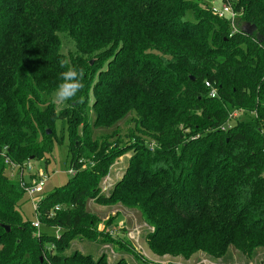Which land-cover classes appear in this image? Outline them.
<instances>
[{
    "label": "trees",
    "instance_id": "16d2710c",
    "mask_svg": "<svg viewBox=\"0 0 264 264\" xmlns=\"http://www.w3.org/2000/svg\"><path fill=\"white\" fill-rule=\"evenodd\" d=\"M234 9L232 34L227 19L193 0H0V264H110L105 253L78 250L58 259L70 237L95 241L101 233L86 210L91 199L138 207L155 228L146 242L158 257L188 261L202 252L225 260L234 249L252 260L264 249V0H234ZM189 10L194 22L185 18ZM60 34L75 54L62 53ZM80 69L83 87L57 109L61 74ZM131 88L137 97L124 100ZM136 101L142 121L133 136L96 134L124 122ZM57 121L67 127L76 173L41 196L35 214L40 226L60 227L58 237L37 234L24 219L25 192L2 157L15 165L53 157ZM131 152L122 180L103 195L112 166ZM109 242L139 257L120 239Z\"/></svg>",
    "mask_w": 264,
    "mask_h": 264
},
{
    "label": "rangeland",
    "instance_id": "374dc122",
    "mask_svg": "<svg viewBox=\"0 0 264 264\" xmlns=\"http://www.w3.org/2000/svg\"><path fill=\"white\" fill-rule=\"evenodd\" d=\"M195 3L198 4L200 8H219L221 9L222 6L225 4L224 0H193ZM190 22H194L195 18L193 13L189 10L186 12V17ZM61 42H62V53L66 54L67 56L71 54H75V45L74 43L67 38L65 35L60 34ZM117 56V55H115ZM114 56V57H115ZM114 57L112 58L114 60ZM116 58V57H115ZM111 59V60H112ZM121 56H118V61H121ZM142 66L139 68L136 74H139L141 69H145L146 67ZM114 69L113 67H110ZM100 70V68H98ZM102 70V69H101ZM110 70V69H109ZM108 70V71H109ZM116 75L118 73L117 69L115 68L112 71V75ZM110 74L107 76H103L102 80L105 84L109 83ZM137 97V90L135 88H131L127 93L124 95V100L132 99ZM96 98L93 96L90 100V106L95 104ZM130 101V100H129ZM53 102L56 103L57 109L60 108L61 101H58L55 98V94L53 97ZM125 106V102L120 101L117 108H121ZM138 101L133 104L134 112L130 115L127 114L126 120L121 122L117 126H112L107 129H100L95 130L96 134L101 135H111V133L119 132L122 136L129 134V136H133V129H136L137 126L140 127V123L142 119L139 118L138 110L135 109L138 107ZM100 110H102L100 108ZM140 131V129H138ZM63 131V133H61ZM58 137V142L53 140L52 149H53V157L47 155L46 157H42L40 160H33L25 162L24 165L33 166L32 171L30 172L31 175L38 173L44 174L47 177V183L45 184L44 191L42 194L34 195L33 199L28 196L27 193L23 194L20 211L23 214L25 220L33 222L37 220V216L35 214V200H40L41 196L48 195L56 188H63L68 184L71 180L72 175L68 173L70 168L69 163V133L67 131V127L64 125L63 122L57 121L56 122V132ZM78 135L82 136V128L78 127L77 129ZM64 134V136H63ZM63 136V143L60 144L61 137ZM150 147L153 151V148H157V141H152ZM131 152L125 156L119 158L109 173V175L104 179L101 193L103 195L109 196L110 192L114 188L115 184L122 180L123 174L125 169L129 165L128 159L131 157ZM10 172V169H9ZM8 172V173H9ZM13 172V171H12ZM27 172V170H26ZM16 174V171H14ZM29 173V171H28ZM10 177V175H9ZM11 178V177H10ZM12 180L16 181L15 178H11ZM26 182L32 179V176L29 178L28 176L25 178ZM67 183V184H66ZM87 212L90 213V216L93 218L92 221L94 222L93 228L96 231L101 232L98 235L96 234V240H90L88 237H83L78 234L77 236L70 237L69 245H71L70 249L64 254L62 253L59 255L58 259L60 261L66 257V254L71 253L72 251L78 250L79 252H83L85 254H90L93 257H98L100 254L105 253L108 256L109 263L114 264L116 261L124 258L127 260L128 264H140L139 261L144 263L148 262V264H263L264 262V249H258V254L254 256V258L248 259L244 255H241L236 250L231 249L230 253L227 255V258L224 259H214L212 256H207L202 252H198L192 256L190 260H185L183 257H171L168 255H163L162 257L156 256L149 248L148 243L146 242V235L149 232H154L155 228L153 226H148L143 219V215L138 207H124L122 204L117 203L113 205L105 204L104 202H96L95 199H91L86 206ZM40 228H36V233H42V231L46 232H54L55 236H60V233L63 231L58 226H53L52 224L47 225L45 227L43 224L39 226ZM82 229H87L83 228ZM80 229V230H82ZM111 233V234H109ZM111 236L113 239L118 238L120 239L121 247H132L135 250V253L139 255L137 259L134 258L133 255H129L125 252H118L119 243L116 242V245L109 242L111 240ZM19 238L18 236H12L9 240L11 245L15 243V241ZM81 239V240H80ZM84 239V240H82ZM48 240V239H44ZM107 242V243H106ZM119 244V245H118ZM53 251V250H52ZM116 251V252H115ZM57 253V249H54V253ZM50 255L44 254L43 261L47 262L49 260ZM51 261V260H49ZM62 262V261H61ZM52 264V261L49 262ZM63 264V263H59Z\"/></svg>",
    "mask_w": 264,
    "mask_h": 264
},
{
    "label": "built area",
    "instance_id": "2783aa9c",
    "mask_svg": "<svg viewBox=\"0 0 264 264\" xmlns=\"http://www.w3.org/2000/svg\"><path fill=\"white\" fill-rule=\"evenodd\" d=\"M225 4L222 6L221 9L217 8H210L211 14L214 17H217L218 19H227L230 22V28L231 33L234 34L238 30V12L234 9V0H224ZM206 86L210 88L209 97L216 98L217 96V90L214 88V86L207 82ZM238 112H235L230 116L231 119L236 118L238 116ZM2 157L4 159V164L6 167L10 169L9 175L11 178H15L16 181L20 182L23 190L25 193L28 194L30 198L33 199L34 195H40L44 191L45 184L47 183V177L44 174H38L35 173L33 175L30 174L32 171L33 166L30 165H15L13 162L9 160V158L2 154ZM27 170V172H26ZM13 171V172H12ZM16 171V174L14 173ZM29 171V173H28ZM68 173L72 176L75 175L76 171L74 169L68 170ZM31 177L32 179L28 182H26V177ZM40 200H35L34 202V208L36 209ZM58 210V208H56ZM33 227L39 228L40 223L38 219L34 221L32 224Z\"/></svg>",
    "mask_w": 264,
    "mask_h": 264
},
{
    "label": "clouds",
    "instance_id": "9594fccd",
    "mask_svg": "<svg viewBox=\"0 0 264 264\" xmlns=\"http://www.w3.org/2000/svg\"><path fill=\"white\" fill-rule=\"evenodd\" d=\"M83 74L84 73L82 69L79 71L69 70L63 72L61 74V79L64 82L58 85L55 98L61 102L75 98L77 93L83 87L81 82Z\"/></svg>",
    "mask_w": 264,
    "mask_h": 264
},
{
    "label": "water",
    "instance_id": "95a60500",
    "mask_svg": "<svg viewBox=\"0 0 264 264\" xmlns=\"http://www.w3.org/2000/svg\"><path fill=\"white\" fill-rule=\"evenodd\" d=\"M256 30V26L255 25H251V26H246L244 31L246 33H248L250 36L253 35L255 33ZM92 64V62H91ZM51 131L47 130L46 134L50 135ZM5 230H7V232H11L10 228L8 226H3Z\"/></svg>",
    "mask_w": 264,
    "mask_h": 264
},
{
    "label": "bare ground",
    "instance_id": "6f19581e",
    "mask_svg": "<svg viewBox=\"0 0 264 264\" xmlns=\"http://www.w3.org/2000/svg\"><path fill=\"white\" fill-rule=\"evenodd\" d=\"M39 196V195H38Z\"/></svg>",
    "mask_w": 264,
    "mask_h": 264
}]
</instances>
